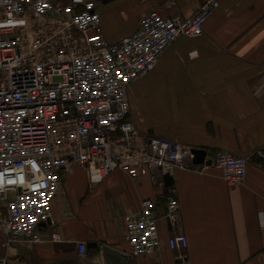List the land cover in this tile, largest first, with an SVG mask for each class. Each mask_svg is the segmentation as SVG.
<instances>
[{"label":"crops","instance_id":"1","mask_svg":"<svg viewBox=\"0 0 264 264\" xmlns=\"http://www.w3.org/2000/svg\"><path fill=\"white\" fill-rule=\"evenodd\" d=\"M209 1L96 0L109 43L135 32L149 12L189 17ZM214 1L200 37L174 40L153 70L130 84L129 119L142 137L203 149L208 160L220 150L246 158L244 181L228 186L210 167L175 169L169 189L147 177L133 182L120 170L91 184L76 165L62 179L50 220L39 226L42 241L0 242L5 264H264V0ZM168 196L179 204L173 226L164 218ZM144 198L155 203L160 244L133 256L124 216L138 212ZM173 234L187 237L186 248H169ZM79 241L95 244L85 259L77 255Z\"/></svg>","mask_w":264,"mask_h":264},{"label":"built area","instance_id":"2","mask_svg":"<svg viewBox=\"0 0 264 264\" xmlns=\"http://www.w3.org/2000/svg\"><path fill=\"white\" fill-rule=\"evenodd\" d=\"M216 5L205 2L189 17L149 12L135 32L109 43L96 0H0L3 247L42 241L39 226L50 220L62 179L76 165L84 167L91 184L120 170L133 182L147 177L157 185L177 168L205 173L210 167L221 172L228 186L244 181L246 158L220 150L193 164L189 147L142 137L129 119L130 84L151 72L174 40L200 37ZM178 211L177 199L166 197L164 218L170 226ZM258 221L264 235V212L258 213ZM124 226L133 256L159 246L153 199H142L138 212L124 216ZM167 244L184 249L187 237L173 234ZM76 249L79 258H87L85 242H76Z\"/></svg>","mask_w":264,"mask_h":264},{"label":"water","instance_id":"3","mask_svg":"<svg viewBox=\"0 0 264 264\" xmlns=\"http://www.w3.org/2000/svg\"><path fill=\"white\" fill-rule=\"evenodd\" d=\"M191 153L194 155V158L192 159L193 164H202L205 157H206V151L203 149H197L192 148ZM209 163V161H208ZM163 184L165 188H170L173 184V178L171 175H164L163 176ZM91 246H95V244H89L87 247L90 248Z\"/></svg>","mask_w":264,"mask_h":264}]
</instances>
